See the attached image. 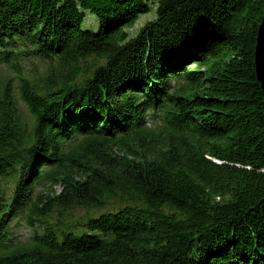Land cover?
Wrapping results in <instances>:
<instances>
[{"label": "trees", "instance_id": "obj_1", "mask_svg": "<svg viewBox=\"0 0 264 264\" xmlns=\"http://www.w3.org/2000/svg\"><path fill=\"white\" fill-rule=\"evenodd\" d=\"M263 13L264 0H0V62L46 63L18 97L0 85V264H264ZM20 212L41 234L9 246Z\"/></svg>", "mask_w": 264, "mask_h": 264}, {"label": "rangeland", "instance_id": "obj_2", "mask_svg": "<svg viewBox=\"0 0 264 264\" xmlns=\"http://www.w3.org/2000/svg\"><path fill=\"white\" fill-rule=\"evenodd\" d=\"M155 19L154 9L148 15L141 16L134 27L129 31L131 36H135L138 31L144 27L145 24L151 22ZM83 30L91 31L93 33L98 32V21L94 15L89 12H86V17L82 25ZM46 71V63L37 59V58H24L19 57L18 60L14 61L10 65H5L0 62V85L5 84L6 82H11V90L13 94L18 97V85L20 78H29V79H37L42 78ZM181 82L177 84L179 86ZM150 128L153 127L151 122H149ZM56 191H59V187L54 188ZM42 191V189H37V192ZM96 212H90V215H95ZM86 213L83 210H73L69 212L67 218L65 219V223L70 220V222H76L80 218H85ZM54 222V220H52ZM25 217L24 213H19L12 220L10 224V230H8L10 236L8 240L11 242L10 245L20 246L26 243L27 239L32 237L31 233L34 232L31 228L25 225ZM41 232V229L37 230ZM31 235V236H30Z\"/></svg>", "mask_w": 264, "mask_h": 264}, {"label": "water", "instance_id": "obj_3", "mask_svg": "<svg viewBox=\"0 0 264 264\" xmlns=\"http://www.w3.org/2000/svg\"><path fill=\"white\" fill-rule=\"evenodd\" d=\"M254 69L256 79L260 84L264 96V13L257 30L256 45L254 49Z\"/></svg>", "mask_w": 264, "mask_h": 264}, {"label": "bare ground", "instance_id": "obj_4", "mask_svg": "<svg viewBox=\"0 0 264 264\" xmlns=\"http://www.w3.org/2000/svg\"><path fill=\"white\" fill-rule=\"evenodd\" d=\"M78 139H79V137L75 138L74 140H68L67 143H71V144H73V143H75ZM84 212L87 213L86 211H84ZM20 213H23V212H20ZM18 214H19V213H18ZM18 214H17V215H18ZM17 215H16V216H17ZM54 216H55V215H53L52 217H54ZM24 217H26L25 214H24ZM25 223H26L25 225H26L27 227H29L28 224H27V222H26V220H25ZM10 227H11V226L8 227V230H10ZM29 228H31V229L34 231V232L31 233V235H32V234L34 235L36 232H37V234H35V235H37V236H39V235L41 234V232H38V231H37L38 228H37L36 226L29 227ZM35 231H36V232H35ZM31 235H30V236H31ZM33 235H32V237H33ZM7 236H8V237L10 236L9 232H8V235H7ZM26 241L28 242L29 239H27ZM7 244L9 245V244H11V242H8ZM0 250H3V248H0Z\"/></svg>", "mask_w": 264, "mask_h": 264}]
</instances>
